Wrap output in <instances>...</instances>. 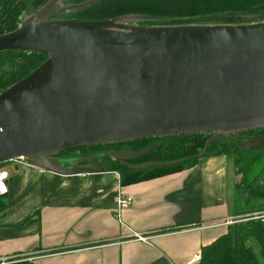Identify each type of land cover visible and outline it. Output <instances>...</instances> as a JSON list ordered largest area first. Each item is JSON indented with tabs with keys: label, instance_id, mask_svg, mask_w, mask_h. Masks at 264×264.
I'll return each mask as SVG.
<instances>
[{
	"label": "water",
	"instance_id": "1",
	"mask_svg": "<svg viewBox=\"0 0 264 264\" xmlns=\"http://www.w3.org/2000/svg\"><path fill=\"white\" fill-rule=\"evenodd\" d=\"M71 1L50 0L0 35V54L47 56L0 93V164L23 158L57 174L95 173L103 168L62 167L57 157L165 135L264 128V23L149 27L121 19L52 20Z\"/></svg>",
	"mask_w": 264,
	"mask_h": 264
},
{
	"label": "crops",
	"instance_id": "2",
	"mask_svg": "<svg viewBox=\"0 0 264 264\" xmlns=\"http://www.w3.org/2000/svg\"><path fill=\"white\" fill-rule=\"evenodd\" d=\"M7 174L0 264H190L233 218L235 169L225 156L124 185L116 172L62 175L27 162ZM117 195L132 200L119 218Z\"/></svg>",
	"mask_w": 264,
	"mask_h": 264
},
{
	"label": "trees",
	"instance_id": "3",
	"mask_svg": "<svg viewBox=\"0 0 264 264\" xmlns=\"http://www.w3.org/2000/svg\"><path fill=\"white\" fill-rule=\"evenodd\" d=\"M50 0H0V35L17 29L23 13L33 14ZM68 0H61L66 2ZM73 0L59 20L106 21L121 19L137 26H237L264 23V0H101L86 8L68 10L90 2ZM136 19L129 21L127 19ZM47 56L38 52L8 51L0 54V93L39 67ZM264 128L229 136L214 133L175 134L127 142L96 145L77 151L102 159L103 170L116 172L121 184H133L193 167L203 159H233L240 176V191L247 198L233 204L237 218L227 233L201 248L198 264H264V222L243 221V216L264 211ZM71 152L59 156H69ZM104 153L125 154L121 157ZM99 155V156H98ZM3 164H0L2 167ZM237 201V200H236Z\"/></svg>",
	"mask_w": 264,
	"mask_h": 264
},
{
	"label": "rangeland",
	"instance_id": "4",
	"mask_svg": "<svg viewBox=\"0 0 264 264\" xmlns=\"http://www.w3.org/2000/svg\"><path fill=\"white\" fill-rule=\"evenodd\" d=\"M30 14L23 13L21 16V21L24 20L25 18H27ZM58 19V15H54L52 17V20H56ZM129 21H135L136 19H127ZM124 23V22H123ZM131 25V24H129ZM133 25V24H132ZM91 155L80 152V151H74L72 153L69 154V156H58L57 159L59 161V163L62 165V167H71V168H75V169H82V168H86V167H93L94 168H103L100 164H102V159H98L96 163H92L91 160H89L88 158H90ZM95 157V156H94ZM230 160L231 163H233V159L232 158H228ZM85 162H87V164H83ZM83 162V163H82ZM15 163H7L5 165V171L8 173H11L12 167H14ZM16 166V165H15ZM234 169H235V183L234 186L231 185L230 186V180L231 178L229 177V192H228V199H229V204L230 207L232 209L233 204H237V202H241L247 198H250L249 196V192L247 191H240V188L238 187V183L240 181V176L237 175V168L236 166L233 164ZM237 200V201H236Z\"/></svg>",
	"mask_w": 264,
	"mask_h": 264
},
{
	"label": "built area",
	"instance_id": "5",
	"mask_svg": "<svg viewBox=\"0 0 264 264\" xmlns=\"http://www.w3.org/2000/svg\"><path fill=\"white\" fill-rule=\"evenodd\" d=\"M7 163H15L19 164V163H26V160H24L23 158H18V159H14L10 162ZM8 179V174L6 171H3L0 169V195H5L8 192V186L6 184V181ZM132 200L130 197L127 196H122V195H117L115 198V204H116V211H117V218H119V213L121 210H123L124 208L128 207L131 204ZM242 218L243 221H248V220H254V221H260V222H264V211H260V212H253L250 214H247L245 216H243ZM237 218L233 217L230 220L225 222V225H232L233 223H235ZM132 236L139 242L142 243H147L149 238L147 236H143L141 234H136V233H132ZM201 259V255L200 254H196L193 259L191 260L190 264H198L200 262Z\"/></svg>",
	"mask_w": 264,
	"mask_h": 264
},
{
	"label": "flooded vegetation",
	"instance_id": "6",
	"mask_svg": "<svg viewBox=\"0 0 264 264\" xmlns=\"http://www.w3.org/2000/svg\"><path fill=\"white\" fill-rule=\"evenodd\" d=\"M88 162V161H87ZM87 162H82L83 164H87ZM92 163H96L97 161L91 160ZM94 167V166H93Z\"/></svg>",
	"mask_w": 264,
	"mask_h": 264
}]
</instances>
